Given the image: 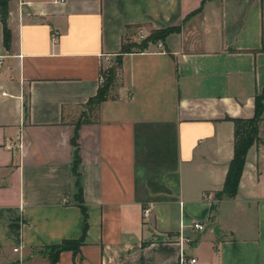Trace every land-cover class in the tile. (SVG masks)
<instances>
[{
	"label": "crops",
	"instance_id": "crops-1",
	"mask_svg": "<svg viewBox=\"0 0 264 264\" xmlns=\"http://www.w3.org/2000/svg\"><path fill=\"white\" fill-rule=\"evenodd\" d=\"M5 7L0 264H180L181 254L184 264H264V101L236 194L216 196L233 156L229 118L252 117L264 87V0ZM167 26L180 30L117 63L129 32ZM110 67L114 83L93 110L87 101ZM79 112L84 234L71 170ZM182 226L192 241L180 240ZM81 236L76 252L56 251Z\"/></svg>",
	"mask_w": 264,
	"mask_h": 264
},
{
	"label": "trees",
	"instance_id": "trees-1",
	"mask_svg": "<svg viewBox=\"0 0 264 264\" xmlns=\"http://www.w3.org/2000/svg\"><path fill=\"white\" fill-rule=\"evenodd\" d=\"M7 0H0V13L1 21L3 23L4 31V40L7 44V27L5 23L6 19V7L5 3ZM204 1V0H203ZM180 30L179 26H167L162 29H157L151 31L150 35L143 38L140 42L134 43H123L121 45L120 51L117 55V63L119 62V56L125 52H135V51H144L149 48L150 44H157L160 41H163L165 37L173 32H178ZM105 79L104 83L100 85L97 89L96 94L87 101V105L95 110L98 105L107 98L108 91L115 80V67H110L104 72ZM254 114L250 118H229L233 122L234 126V146H233V156L228 164V169L225 175L224 183L222 190L219 191L216 196L221 198L222 196L233 197L236 194L239 179L244 165L245 155L249 147L258 139V127L259 122L261 121V112L263 110V101H264V87L261 92L255 96L254 100ZM75 124V123H74ZM80 122L74 125L73 134L71 135V145L73 146V161L71 163V170L75 178V197L77 202L81 207L82 213V231L85 232L87 226V212L86 208L83 205L82 199V187L80 183V171L79 164L80 159L78 155V143H77V129ZM82 234V235H83ZM83 237L78 239H65L61 241L58 245L55 246L56 251L62 250H72L76 252Z\"/></svg>",
	"mask_w": 264,
	"mask_h": 264
},
{
	"label": "built area",
	"instance_id": "built-area-1",
	"mask_svg": "<svg viewBox=\"0 0 264 264\" xmlns=\"http://www.w3.org/2000/svg\"><path fill=\"white\" fill-rule=\"evenodd\" d=\"M55 38H56V37L53 36L52 39L55 40ZM158 46H161V43H160V42H158ZM103 80H104V77L101 75V77H100V81L102 82ZM14 146L19 147L20 144L17 143L16 145H13V144L10 143V144L8 145V148H13ZM148 212H149V209H148V208H146V209L143 210L144 215H147ZM191 227H192L193 229H195V230H202V229H204V225H203L201 222H199V221H195V222L191 223ZM184 228H185V227L182 226L181 229H180V233H181V235H180V236H181L180 240H181V241H184V242H190V241H192V238H191V237L182 234ZM14 251H17V248H14ZM180 261H181L180 264H184L185 262H187V261L185 260L184 256H183V254H181V259H180ZM188 263H190V264H195L196 261H195L194 258H191V259L188 261Z\"/></svg>",
	"mask_w": 264,
	"mask_h": 264
},
{
	"label": "rangeland",
	"instance_id": "rangeland-1",
	"mask_svg": "<svg viewBox=\"0 0 264 264\" xmlns=\"http://www.w3.org/2000/svg\"><path fill=\"white\" fill-rule=\"evenodd\" d=\"M153 31V30H151ZM150 32H146L145 30L142 32V31H138V30H134L133 32H129L126 36H125V43H134V42H140L143 38L147 37L148 35H150ZM133 33V34H131ZM151 45V44H150ZM151 48H155V47H151ZM89 108L87 109H83L81 108V113L83 114L84 112V115L85 117H87V113H88V110ZM79 112V115L75 118L74 122L75 124L80 122L82 120V116L81 113ZM90 117H93V115H91Z\"/></svg>",
	"mask_w": 264,
	"mask_h": 264
},
{
	"label": "water",
	"instance_id": "water-1",
	"mask_svg": "<svg viewBox=\"0 0 264 264\" xmlns=\"http://www.w3.org/2000/svg\"><path fill=\"white\" fill-rule=\"evenodd\" d=\"M218 229V227H214V230H217Z\"/></svg>",
	"mask_w": 264,
	"mask_h": 264
}]
</instances>
